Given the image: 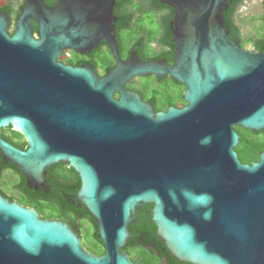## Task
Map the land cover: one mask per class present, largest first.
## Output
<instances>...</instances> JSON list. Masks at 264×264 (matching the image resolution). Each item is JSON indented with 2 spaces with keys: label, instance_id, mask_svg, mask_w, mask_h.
<instances>
[{
  "label": "water",
  "instance_id": "1",
  "mask_svg": "<svg viewBox=\"0 0 264 264\" xmlns=\"http://www.w3.org/2000/svg\"><path fill=\"white\" fill-rule=\"evenodd\" d=\"M117 1L27 0L12 33L0 10V131L12 127L28 143L0 134L1 154L30 188L45 187L54 164L74 168L105 248L91 252L71 224L0 191V264H136L123 248L149 203L179 261L264 264V152L249 164L236 150V126L264 130V50L230 36L228 0H160L175 9L174 63L137 51L125 60ZM103 40L116 60L104 75L62 60ZM149 74L183 83L186 104L156 111L127 87Z\"/></svg>",
  "mask_w": 264,
  "mask_h": 264
},
{
  "label": "trees",
  "instance_id": "2",
  "mask_svg": "<svg viewBox=\"0 0 264 264\" xmlns=\"http://www.w3.org/2000/svg\"><path fill=\"white\" fill-rule=\"evenodd\" d=\"M48 3H52L48 0ZM118 15L124 19L118 25V40L122 57L127 60L133 51H137L141 59L151 61L167 58L169 63L174 61L175 42L173 41V31L170 25L171 16L165 15L161 28L154 25L155 21H150L153 25L146 22V19H155L152 15L154 0H118ZM229 8L225 10V24L229 27L230 36L241 42L247 47L248 43L252 47L264 50V32L257 33L254 36L246 37L237 17L238 10L244 3V0H228ZM18 10L9 8L8 4L0 6L10 14L12 21L19 16ZM167 6V5H166ZM133 7V12H127V8ZM167 12L172 13L171 6H167ZM140 13V18L135 21L134 27H129L132 23V17ZM264 19V12H263ZM14 25V22H13ZM36 25V24H35ZM37 26V25H36ZM15 28V26H12ZM10 26V33L14 29ZM12 28V29H11ZM153 44H156L154 47ZM98 58L94 61L98 72L102 75L108 73L116 64V60L110 50L107 42L101 43L98 50ZM74 58H68L65 54L62 57L64 62L71 64H80L81 57L74 52ZM92 54L91 57H94ZM92 60V58L90 59ZM128 87L137 89L143 98L151 102L156 111H165L170 106H184L185 85L170 75L164 78L159 76H146L140 81L127 84ZM236 130L241 136V142L236 147L240 159L252 164L259 161L262 152H264V130L256 131L242 126H236ZM5 139L21 148L27 147V141L24 136L14 130L12 127H5L0 131ZM10 169L9 174H5ZM18 177L19 184L13 188L15 191L6 190L7 184L13 180H5L11 175ZM51 191L32 190L27 184V179L22 170L11 163H6L0 151V191L5 195H10L11 199L34 206L39 209L44 218L60 219L71 224L82 236L83 243L91 252L101 255L105 253L102 240L99 237L98 225L95 216L86 208V206L77 198L78 191L81 188V178L74 168L67 163L60 162L49 168L47 174ZM16 183L17 181H13ZM16 192L17 197L14 195ZM153 203L142 204L138 206V211L134 214V221L130 225L132 236L123 250L130 254L136 264H194L191 262L179 261L173 256L165 240L158 235V225L153 217Z\"/></svg>",
  "mask_w": 264,
  "mask_h": 264
},
{
  "label": "flooded vegetation",
  "instance_id": "3",
  "mask_svg": "<svg viewBox=\"0 0 264 264\" xmlns=\"http://www.w3.org/2000/svg\"><path fill=\"white\" fill-rule=\"evenodd\" d=\"M52 3H48L49 1L48 0H45V2L48 4V5H50V6H54V5H56L57 3H58V1L59 0H50ZM26 3H27V0H7L5 3H3V4H8L9 5V8L11 9H13L14 11L15 10H18V8L19 7H21V5H23L22 6V8H21V10H20V12H19V15L21 14V12L23 11V9H24V7L26 6ZM3 4H1V5H3ZM0 5V6H1ZM167 4H164V3H162L160 0H154V2H153V7H152V9H150L153 13H152V15H154L155 16V19L154 20H152V19H146V22L148 23V24H150V25H153V22H152V24L150 23V21H155L154 22V25L156 26V27H158V28H161V24H162V21L164 20V18H165V15L167 14L168 16H171V14H173V18L171 19V22H172V20L174 19V17H175V9H173L172 7V13L171 12H167V9H168V7L167 6H169V5H167ZM118 6H119V3L117 2V4H116V7H115V10H114V16H115V18H117V20L116 21H114V25H115V27H114V29H115V33L117 34V36H118V25H119V23L121 22V20H123L124 18L121 16V15H118L117 14V12H116V10L118 9ZM1 10H4V9H1ZM135 9L133 8V7H130V8H127V12L129 11H131V12H133ZM4 11H7V10H4ZM10 15V14H9ZM18 18V17H17ZM17 18H16V20H17ZM133 19H132V23H129V27L131 28V27H134V25H135V21L134 20H138L139 18H140V13H137V15H135L134 17H132ZM16 20L15 21H13L14 22V25H13V22H11L10 23V25H11V27L12 26H15V24H16ZM148 20H150V21H148ZM12 21V20H11ZM170 22V25H171V28H172V23ZM37 25V22L36 21H34V25ZM36 25H35V28H36ZM173 31V30H172ZM106 42V40H103L101 43H103V42ZM173 41H174V35H173ZM101 43H100V45H101ZM99 45V46H100ZM154 45V47H156V44H153ZM98 50V47L97 48H95V49H93V50H91V51H87V52H77V51H75V50H68L67 52H64V54L68 57V58H74L75 57V54H74V52L76 53V55H79V57H81L82 59V61H81V63L80 64H76V65H91V64H93L94 66H95V64H94V61H96L97 60V58H98V53H96V54H94V52L95 51H97ZM175 50H176V43H175V48H174V61H175V59H176V55H175ZM134 52H136V51H133L132 52V54L134 53ZM64 54H63V56H64ZM92 54H94L93 56L94 57H91L92 56ZM62 56V57H63ZM92 58V60H90ZM156 60H164V61H167V63L170 65V64H173L174 63V61L172 62V63H169L168 62V60H167V58H165V57H163V58H161V59H156ZM151 61H154V60H151ZM65 63H68V62H65ZM72 65H74V64H72ZM95 68H96V66H95ZM96 70H97V72H98V67L96 68ZM151 75H154V76H157V75H155V74H149V75H147V76H151ZM166 76V75H165ZM165 76H163V78L165 77ZM144 77H146V76H139V77H137L136 79H135V81L133 82V83H135V82H137L138 83V81H140L142 78H144ZM161 78V77H160ZM127 87H128V85H127ZM128 88H130V87H128ZM131 89H133V88H131ZM134 90H137V89H134ZM138 91V90H137ZM182 106V105H181ZM26 140V139H25ZM28 144V143H27ZM27 147H28V145H27ZM26 147V148H27ZM5 161V160H4ZM50 168V167H49ZM49 168H48V171H47V174L49 173ZM11 172V170L10 169H7L6 170V172H5V174H9ZM47 174H46V179H47V185L45 186V187H43V186H36V185H34V186H32V188H30V189H32V190H34V189H36V190H42V189H45L46 191H51V185H50V183H49V180H48V177H47ZM12 179H13V181H17L16 183H14L13 181H12V183H11V186L13 187V188H15L20 182H19V180H18V177H16L15 175H11L10 176ZM5 180H9L8 178L7 179H5ZM12 193V192H11ZM16 197L18 196V195H16V192H15V194H14ZM6 196H8V197H10L11 198V196L10 195H6ZM13 200H16V201H18L16 198L15 199H13ZM20 202V201H19ZM20 203H22V202H20ZM22 204H24V203H22ZM24 205H26V204H24ZM27 206H30V205H27ZM138 211V210H137Z\"/></svg>",
  "mask_w": 264,
  "mask_h": 264
},
{
  "label": "rangeland",
  "instance_id": "4",
  "mask_svg": "<svg viewBox=\"0 0 264 264\" xmlns=\"http://www.w3.org/2000/svg\"><path fill=\"white\" fill-rule=\"evenodd\" d=\"M6 1L7 0H0V5ZM263 12L264 0H244V3L238 10L237 17L246 37L264 32ZM12 28L14 29V27ZM247 47H252V44L248 43ZM8 179L13 180L11 177ZM5 188L10 192L15 191L11 184H7Z\"/></svg>",
  "mask_w": 264,
  "mask_h": 264
},
{
  "label": "clouds",
  "instance_id": "5",
  "mask_svg": "<svg viewBox=\"0 0 264 264\" xmlns=\"http://www.w3.org/2000/svg\"><path fill=\"white\" fill-rule=\"evenodd\" d=\"M68 53V52H67Z\"/></svg>",
  "mask_w": 264,
  "mask_h": 264
}]
</instances>
